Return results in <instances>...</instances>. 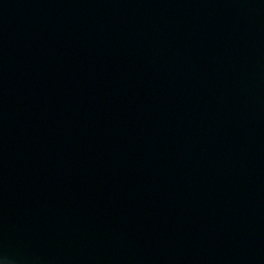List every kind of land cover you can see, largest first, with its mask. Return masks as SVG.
I'll use <instances>...</instances> for the list:
<instances>
[{"label":"water","instance_id":"95a60500","mask_svg":"<svg viewBox=\"0 0 264 264\" xmlns=\"http://www.w3.org/2000/svg\"><path fill=\"white\" fill-rule=\"evenodd\" d=\"M5 264H264V0H0Z\"/></svg>","mask_w":264,"mask_h":264},{"label":"clouds","instance_id":"9594fccd","mask_svg":"<svg viewBox=\"0 0 264 264\" xmlns=\"http://www.w3.org/2000/svg\"><path fill=\"white\" fill-rule=\"evenodd\" d=\"M0 264H5V261L3 259H0Z\"/></svg>","mask_w":264,"mask_h":264}]
</instances>
